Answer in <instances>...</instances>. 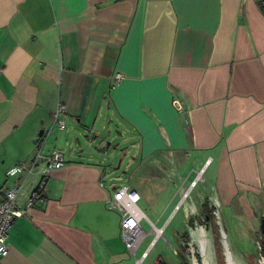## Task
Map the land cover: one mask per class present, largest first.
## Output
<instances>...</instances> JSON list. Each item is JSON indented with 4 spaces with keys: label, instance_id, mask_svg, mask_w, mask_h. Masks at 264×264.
<instances>
[{
    "label": "crops",
    "instance_id": "0c3cea01",
    "mask_svg": "<svg viewBox=\"0 0 264 264\" xmlns=\"http://www.w3.org/2000/svg\"><path fill=\"white\" fill-rule=\"evenodd\" d=\"M263 8L264 0H0V192L21 182L25 204L40 167L6 171L39 145L66 158L43 200L8 228L2 264H120V213L108 206L116 184L102 165L116 137L156 185L182 187L184 175L206 172L192 208L207 200L214 215L254 219L264 199ZM60 103L63 127L54 122Z\"/></svg>",
    "mask_w": 264,
    "mask_h": 264
},
{
    "label": "rangeland",
    "instance_id": "374dc122",
    "mask_svg": "<svg viewBox=\"0 0 264 264\" xmlns=\"http://www.w3.org/2000/svg\"><path fill=\"white\" fill-rule=\"evenodd\" d=\"M105 143L106 141L102 145ZM122 144L116 137V141L111 143L102 156L104 179L108 183L113 180L116 185L134 186L140 193L137 206L147 219L144 217L140 221L143 230L139 234L141 242L135 255L126 250V256L120 264H156L160 259L168 264H179L176 254L178 250L185 253L188 264H218L219 260H223L225 264V249L226 252L229 251L231 259L239 264H261L264 255L261 252L260 218L264 214V199L254 209V219L234 218L226 212L222 214L221 208H217L215 219L204 223L201 209L192 208L191 205L198 193L208 187L204 179L200 178L201 174L205 177L206 172L199 173L196 179V170L192 171L190 177L183 174L182 183L187 181L182 187H178V184L173 186L167 181L156 185L150 176L138 173L139 161L133 159L130 152H123L120 147ZM144 167L149 173L147 163ZM193 178L195 182L188 188ZM163 183L165 185L158 189ZM187 188L188 190H184ZM181 197H184L183 200L173 212L174 205ZM187 216L192 218L191 223ZM148 220L156 228H162L156 238L154 233L157 231L155 228L151 229ZM215 226L218 228V237L215 236ZM146 249V256L136 263L135 257L140 259L141 252Z\"/></svg>",
    "mask_w": 264,
    "mask_h": 264
},
{
    "label": "built area",
    "instance_id": "2783aa9c",
    "mask_svg": "<svg viewBox=\"0 0 264 264\" xmlns=\"http://www.w3.org/2000/svg\"><path fill=\"white\" fill-rule=\"evenodd\" d=\"M264 12V8H263ZM2 68L0 67V72ZM114 84H117L122 79V73L119 71L113 74ZM65 110V105L60 103L54 113V122L60 127L64 126V121L58 118L60 112ZM66 162L65 154L57 148H52L48 152H43L42 145H39L29 160L20 161L11 166L7 171V176L18 174H29L36 167L39 169V179L34 187L27 195L26 202L23 206L17 203L18 195L22 189L21 182L5 183L1 187L0 192V264L2 257L7 253L6 237L7 231L13 221L22 216L26 207L30 206L35 201H42L46 188V181L49 173ZM103 182V181H102ZM195 181H193L194 183ZM139 193L127 184L115 185L110 189L108 198V206L116 208L120 213L119 232L126 249L135 255V251L139 245L140 232L143 230L140 221L145 217L143 212L137 206ZM146 218V217H145ZM147 219V218H146ZM149 221V220H148ZM151 229L153 223L149 221ZM162 228L160 227V232ZM155 238L157 236H154ZM153 243V242H152ZM147 254V249L141 252V258ZM135 261L137 258L135 257Z\"/></svg>",
    "mask_w": 264,
    "mask_h": 264
},
{
    "label": "trees",
    "instance_id": "16d2710c",
    "mask_svg": "<svg viewBox=\"0 0 264 264\" xmlns=\"http://www.w3.org/2000/svg\"><path fill=\"white\" fill-rule=\"evenodd\" d=\"M213 210H214L213 206L209 205V203H208L207 200H205L202 203L201 212L203 214V222L204 223H206L209 219H215V215L213 213ZM191 221H192V218L189 219V222L190 223H191ZM215 229H216L215 236L218 237V231H217L218 228H216V226H215ZM217 237H216V241H218L217 240ZM218 250H220V249H218ZM261 252L264 255V249L262 248V244H261ZM176 254H177L178 258H179V264H188V261L186 260L185 253L183 251L178 250L176 252ZM156 264H168V263L165 260L160 259V260L157 261ZM218 264H224L223 263V260H219V263Z\"/></svg>",
    "mask_w": 264,
    "mask_h": 264
},
{
    "label": "water",
    "instance_id": "95a60500",
    "mask_svg": "<svg viewBox=\"0 0 264 264\" xmlns=\"http://www.w3.org/2000/svg\"><path fill=\"white\" fill-rule=\"evenodd\" d=\"M42 133H43V128H40L38 131L37 137L33 141H37L38 137L41 136ZM260 232H261V244H262V248L264 249V214L260 218ZM224 254H225V264H239L231 258L230 260L228 259L226 249L224 251ZM261 264H264V258L261 261Z\"/></svg>",
    "mask_w": 264,
    "mask_h": 264
},
{
    "label": "bare ground",
    "instance_id": "6f19581e",
    "mask_svg": "<svg viewBox=\"0 0 264 264\" xmlns=\"http://www.w3.org/2000/svg\"><path fill=\"white\" fill-rule=\"evenodd\" d=\"M153 228L156 229L157 232L154 233V235L157 236V235L159 234V232H160V228H156L155 226H153ZM153 228H152V229H153ZM140 234H141V232H140ZM226 253H227V257H228V259L230 260L231 256H230V254H229V251L226 252ZM141 259H142V258L137 259L136 263H139Z\"/></svg>",
    "mask_w": 264,
    "mask_h": 264
}]
</instances>
